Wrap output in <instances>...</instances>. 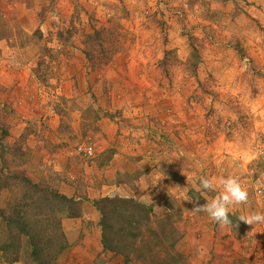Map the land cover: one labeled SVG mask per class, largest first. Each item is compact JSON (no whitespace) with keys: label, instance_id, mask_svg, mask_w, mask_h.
Listing matches in <instances>:
<instances>
[{"label":"rangeland","instance_id":"374dc122","mask_svg":"<svg viewBox=\"0 0 264 264\" xmlns=\"http://www.w3.org/2000/svg\"><path fill=\"white\" fill-rule=\"evenodd\" d=\"M92 26L114 29L120 42L96 69L82 53ZM0 108L8 142L23 141L30 154L27 176L79 201L80 217L100 218L88 197L93 170L110 165L124 129L139 130L132 144L158 172L154 193L136 201L152 208V228L171 216L184 264H264V224L237 219L264 214V0H0ZM86 146L94 158L78 152ZM137 172H119L113 182L133 186ZM228 174L240 177L249 199L230 210L235 225L221 236L192 208L215 195L200 188V176ZM155 177L180 188L159 190ZM76 219H61L65 247L51 264H124L101 243L87 261L80 249L94 255V246L81 231L64 230ZM19 257L14 264H32L22 246ZM6 260L0 252V264Z\"/></svg>","mask_w":264,"mask_h":264},{"label":"trees","instance_id":"16d2710c","mask_svg":"<svg viewBox=\"0 0 264 264\" xmlns=\"http://www.w3.org/2000/svg\"><path fill=\"white\" fill-rule=\"evenodd\" d=\"M91 31L84 35L82 53L91 68L96 69L112 60L120 42L114 29L92 26ZM190 49L189 67L195 71L199 57L194 47ZM3 119L0 115V252L8 258L7 264H14L20 259L22 246L32 264H51L65 247L61 219L80 218V202L59 193L57 187L56 190L41 180L34 182L27 176L30 154L23 141L8 142L9 128ZM94 156L83 157L89 160ZM90 203L100 214L98 225L104 252L121 256L124 264L185 263L175 251L181 235L172 226L171 216L156 219L152 228V208L134 199L104 197ZM230 219L234 227L235 221ZM39 225L50 234L38 229ZM51 234L55 237L51 238Z\"/></svg>","mask_w":264,"mask_h":264},{"label":"crops","instance_id":"0c3cea01","mask_svg":"<svg viewBox=\"0 0 264 264\" xmlns=\"http://www.w3.org/2000/svg\"><path fill=\"white\" fill-rule=\"evenodd\" d=\"M102 129V128H101ZM125 132H123V135L117 137L116 145H114L116 149V153L113 157V160L110 161V165L106 166L104 169L99 170H93V177L89 180L91 183V186L87 188L88 190V197H93L92 199H98L104 198V197H113L114 194L118 197L122 198H133L134 200H137L141 202L142 200H145L147 196H150V194L153 192V186H157L156 182L153 180V176L155 173H157L158 169H154L156 162H154L153 157H149V154H145L144 156L142 154V151L140 149V146L132 144V139L135 137H140L142 134L137 131H133L132 129H124ZM109 132L111 130H108ZM108 132V133H109ZM103 133H107L104 132ZM141 142V140H139ZM99 156V155H98ZM151 167L152 170H148V168ZM95 168V167H94ZM147 169V170H146ZM128 172V173H135L136 171L138 174L137 179L133 181V186H129L125 183H118L115 184L113 182L114 176L121 172ZM100 177V180H103L102 182L95 183L94 181L97 180V176ZM156 175V174H155ZM153 177V178H152ZM155 179H159L162 181L160 183V186L158 187L159 190H163L161 186L166 187V190L168 193L175 194V186L174 181L170 180H164L163 177H155ZM171 188V189H170ZM170 189V190H169ZM133 190V191H132ZM156 191V190H155ZM108 193V194H104ZM123 194V196L121 195ZM154 193V192H153ZM157 193V191H156ZM143 203H146L143 202ZM84 208H88L84 206ZM89 210V209H88ZM90 217L88 218V213L84 212L82 217L79 219H76L75 221H69L66 224H64V230L67 235H73V233L77 232V234L80 233V231L83 233L84 241L87 246L91 245L94 246V252L95 254H92V251L88 248L80 249L83 251V255H86V260H92L93 257L97 255V250L100 249V228L97 229L98 219L99 217L96 214V211H91ZM98 217V218H97ZM223 232L220 233L222 235H229L230 230L229 228H221L218 226ZM91 229V231H85L84 229ZM95 228L94 230H92ZM90 232V233H89ZM228 242H233L231 237H228L226 239ZM102 249V248H101ZM81 251V252H82ZM93 256V257H92ZM94 257V258H95ZM80 258V257H79ZM90 258V259H89ZM82 259V257H81ZM87 260V261H88Z\"/></svg>","mask_w":264,"mask_h":264},{"label":"clouds","instance_id":"9594fccd","mask_svg":"<svg viewBox=\"0 0 264 264\" xmlns=\"http://www.w3.org/2000/svg\"><path fill=\"white\" fill-rule=\"evenodd\" d=\"M201 168H203V165H201ZM199 186L205 191L215 193V195L203 205H200L198 200L193 201L194 207L192 211L207 213L210 220L217 223L221 228L232 225L233 222L230 219L229 213L234 206L248 203V191L242 186L240 177L237 175L228 174L216 178L200 176ZM175 188L180 187L177 186ZM237 219L250 226L264 224V214L255 211L249 212L246 215H239Z\"/></svg>","mask_w":264,"mask_h":264},{"label":"built area","instance_id":"2783aa9c","mask_svg":"<svg viewBox=\"0 0 264 264\" xmlns=\"http://www.w3.org/2000/svg\"><path fill=\"white\" fill-rule=\"evenodd\" d=\"M78 152L85 157H93V155L95 154L93 148L90 146H86L84 148L78 147Z\"/></svg>","mask_w":264,"mask_h":264}]
</instances>
